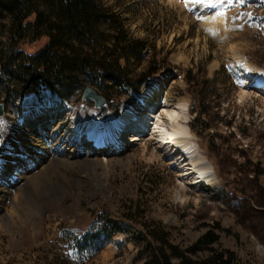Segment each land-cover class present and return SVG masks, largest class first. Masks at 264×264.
<instances>
[{"label":"rangeland","instance_id":"1","mask_svg":"<svg viewBox=\"0 0 264 264\" xmlns=\"http://www.w3.org/2000/svg\"><path fill=\"white\" fill-rule=\"evenodd\" d=\"M100 2L121 17L138 45L121 62L131 85L137 87L149 70L159 74L137 94L83 82L68 99L36 85L32 76L16 94L0 78V156L19 147L14 158L23 161L0 162L7 170L0 174V264H142L132 233L155 222L167 226L183 250L210 231L241 264H264V95L244 88L245 80L264 78V0ZM187 72L197 79L191 87ZM87 86L107 99V107L82 101ZM150 88L158 92L159 114L167 104H187L198 154L212 163L219 185L196 186L185 163L149 135L135 142L126 137L130 143L115 147L101 165L59 156L47 134L25 126L24 103L35 102L70 109L72 119L87 116L93 131L111 125L124 106L144 112L142 94ZM63 122L61 141L73 142L71 124ZM28 154L37 164L39 155L48 154L55 162L25 172V164H33ZM109 223L119 231L108 240L99 237ZM89 235L94 238L84 242Z\"/></svg>","mask_w":264,"mask_h":264},{"label":"trees","instance_id":"2","mask_svg":"<svg viewBox=\"0 0 264 264\" xmlns=\"http://www.w3.org/2000/svg\"><path fill=\"white\" fill-rule=\"evenodd\" d=\"M0 31L4 38L0 49L5 43L0 51V78L14 94L28 76L44 90L66 99L83 82L137 94L159 74L158 69L149 70L139 78L138 88L131 85L121 62L138 45L129 39L121 17L104 8L100 0H0ZM185 79L190 87L197 83L191 72ZM22 92L25 95L26 90ZM114 227L109 223L110 231L102 228L97 234L108 240L119 231ZM166 227L155 222L132 233L140 247L136 259L142 264H241L236 253L222 249L219 236L210 231L183 250Z\"/></svg>","mask_w":264,"mask_h":264},{"label":"bare ground","instance_id":"3","mask_svg":"<svg viewBox=\"0 0 264 264\" xmlns=\"http://www.w3.org/2000/svg\"><path fill=\"white\" fill-rule=\"evenodd\" d=\"M218 18L220 23H225L224 18ZM249 87L255 88L261 94H264V78L245 80L244 88ZM142 99L143 104L146 105L144 112H136L130 106H124L112 118L111 125H102V127L95 128L93 131L92 121L87 116L80 115L77 118L75 117L74 120L72 119L73 111L70 109L60 111L57 107L37 105L35 102H25L24 109L27 114L25 126H28L27 130L29 132L39 131L47 134L50 139L49 141L55 145H53L54 150L56 152L58 149H61V152L63 150V153H60V151L57 152L59 156L65 158H92V163L101 165L108 163L106 160L112 155L115 147L118 148L130 143L128 142L130 140L126 139V137H131V140L136 137V140L134 139L133 142L138 141L137 138L140 136L139 132L144 130V134L153 137L160 148L166 149V151L175 156L176 160L185 163L184 165L187 170L186 172L184 169L186 172L185 175L187 177L192 175L193 183L196 186L210 189L219 185L216 178V171H214L215 168L211 165L212 163L210 164V161L208 162L204 156L198 154V145L194 141L188 126L189 108L187 104L171 105L166 103L165 109L159 114L160 109L158 110L157 108L159 98L155 88L153 91L151 88L145 91L142 94ZM64 120H68V123L71 124L73 133L70 137L72 140L74 139L73 142H67V140L61 141L62 135L59 136V133L63 128ZM130 121L132 134H125L122 132L123 128ZM13 143L19 146L21 145L16 142ZM63 145L68 147L67 150L63 148ZM18 148L12 149V155L10 157L5 154L6 156H3V163L6 161L12 164L13 162H23L21 159L16 160L14 158ZM31 158V155L28 154L27 160L33 164H25V172H31L35 166L38 168L42 164L47 166L50 162H55L54 158L49 159L52 158L50 154L48 156L39 155L38 164L34 163ZM34 161L36 162V159ZM16 168L19 169V167Z\"/></svg>","mask_w":264,"mask_h":264},{"label":"water","instance_id":"4","mask_svg":"<svg viewBox=\"0 0 264 264\" xmlns=\"http://www.w3.org/2000/svg\"><path fill=\"white\" fill-rule=\"evenodd\" d=\"M83 101H91L94 103V107L97 109H103L107 106V100L97 93L92 87H86L82 95ZM4 115V106L0 104V116Z\"/></svg>","mask_w":264,"mask_h":264},{"label":"snow or ice","instance_id":"5","mask_svg":"<svg viewBox=\"0 0 264 264\" xmlns=\"http://www.w3.org/2000/svg\"><path fill=\"white\" fill-rule=\"evenodd\" d=\"M240 2L242 3V2H243V0H240Z\"/></svg>","mask_w":264,"mask_h":264}]
</instances>
